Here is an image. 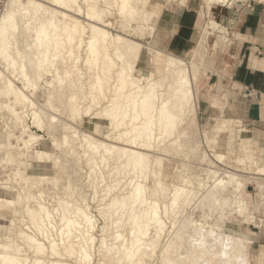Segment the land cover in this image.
<instances>
[{"label":"bare ground","instance_id":"obj_1","mask_svg":"<svg viewBox=\"0 0 264 264\" xmlns=\"http://www.w3.org/2000/svg\"><path fill=\"white\" fill-rule=\"evenodd\" d=\"M47 1L49 5L37 0H10L9 7L0 15V63L4 66L0 68V94L6 98L0 103V112L7 114V126L4 132L0 131V168L3 162L10 165V173L0 175V189L12 194L10 198L0 196V264L92 262L96 225L87 201L75 199L71 181L65 185V195L62 196L48 174L36 173L32 168L34 162L53 160V152L48 150L53 143L47 130L51 128L50 122L57 121L56 115L43 113L37 100L27 93L29 90L35 94L43 77L46 79L44 84H59L60 88L70 86L67 102L63 105L68 118L77 122L85 112L92 114L94 119L109 122L105 137L113 143L90 134L82 137L87 148L85 161L91 169L89 178L95 190L94 197L101 195L102 201L109 200L107 205L115 211L112 227H102L99 247L112 252L107 237L111 229L112 240L124 242L117 247L116 264H148L146 259L151 254L143 252L144 248L154 251L156 242L165 233V217L170 211L178 212L180 204L193 200L203 208L216 210L230 203L236 206L234 210L238 214L245 213L243 192H246V184L241 180L238 168L220 172L209 166L205 176L197 178V183L185 179V184L176 183L168 191L162 175L154 190H150L151 177L157 178L158 173L147 151L154 145L160 147L168 140L175 141L186 114L193 109L194 97L190 71L181 67L188 59L159 56L166 72L157 76L154 54L141 40L148 34L144 27L150 26L149 22L153 23V33L157 29L162 11L158 0H84L90 21L86 24L69 13L72 5L83 12L79 0ZM225 1L207 0L214 24L217 19L213 13L220 6L222 14ZM101 2L107 7L101 6ZM23 19L27 25L33 21V25L24 28ZM21 29L26 34L30 30V36L34 38L33 42L26 39L28 49L22 41L23 34L20 39ZM153 33L147 38L158 46ZM194 39L198 41L197 36ZM84 75L88 78L86 82L81 80ZM16 80L22 83V87L17 86ZM85 87L88 89L86 95ZM167 88L168 92L165 91ZM165 93L169 94L165 96ZM53 101L50 102L51 109H54ZM83 102L84 110H81ZM67 125L68 130L74 129ZM10 128L20 133L9 132ZM101 128L96 122L95 131ZM63 140L69 143V135L65 134ZM44 141L48 143V149L43 146ZM250 169L257 171V161ZM177 171L183 172L180 168ZM259 171L262 173L261 169ZM261 187L264 188V184ZM48 190L52 195H47ZM121 191L118 198H112ZM260 191L261 206L264 189ZM163 196L171 198V203L165 202L162 208ZM258 206V202L252 205L251 214ZM231 213L224 212L217 218H227L233 223ZM212 215L208 213L204 216L206 222L198 223L209 224ZM251 218L255 216L251 215ZM259 220L264 223V218ZM127 221L132 227L124 236L123 224ZM174 227L176 223H173V234L170 232L166 242L176 234L173 246L176 252L189 251L190 246L184 242L186 235L175 231ZM202 230H191L193 241L203 240ZM246 236L236 230L210 237L208 242L218 247L225 245L222 248L226 249L235 245V250H240V243L247 239ZM167 250L165 247L162 254ZM46 255L59 259L45 261L43 257Z\"/></svg>","mask_w":264,"mask_h":264},{"label":"rangeland","instance_id":"obj_2","mask_svg":"<svg viewBox=\"0 0 264 264\" xmlns=\"http://www.w3.org/2000/svg\"><path fill=\"white\" fill-rule=\"evenodd\" d=\"M41 1L45 5H49L47 0H37ZM257 1H261V8L264 13V0H227L225 1L226 7L221 14V7L214 11V16L217 19V24H214L209 10L207 8V0H158V6L160 9L169 11L170 8L177 7L179 5L185 6L191 3L198 11L197 25L195 28L194 36H197V43L194 49L193 59L188 57V60H184L181 64L182 70L190 71L189 76L192 81L193 89V109L188 112L185 116L184 123L181 124L179 128L181 131L174 140L166 141L163 146H153L147 152L150 154L149 158L155 171L158 173V177H151L150 180V190L153 191L157 184V179L163 175V179L166 183L167 191L173 188L174 184H185L184 180L188 179L191 182L197 183V178H203L206 174L207 167H215L220 172L224 170L232 171L235 168L241 170L239 172L241 180L246 184V192H243L244 206L247 207L245 213L238 214L236 206L234 204L228 203L224 208L207 209V207L198 205L197 202L193 200L187 202L183 205L180 204L177 211H170L168 216L165 217V233L161 240L158 239L154 251H150L144 248L143 252L150 253L149 257L146 259L148 264H264V223H262L259 218H264V209L260 206L261 184H264V179H251V175L248 176L249 168L248 163L243 159H248L250 167L253 162L257 161L258 156L256 150L258 143V138L251 134V131L246 132L250 126L247 123L243 125L242 121L236 117L228 116L231 114L230 110L228 113L226 110H215L209 109L207 104H205L209 95L214 92V86L210 87V78L213 73L216 74H226L230 70L227 68L225 62L227 59L231 58L232 52L227 51V46L230 45L231 39L229 37V30L223 25L225 16L235 11L242 10V5L244 7H249L255 4ZM3 6L0 11V15L5 12L9 7L10 0H3ZM82 5L83 12H79L76 6L72 5V10L69 11L70 14L78 16L85 24L90 22L87 15V5L84 0H79ZM179 3H183L179 4ZM176 4V6H174ZM101 2V6H105ZM107 7V6H105ZM40 14V13H39ZM38 14V16H40ZM202 15V16H200ZM201 17V19H200ZM200 19V23L198 20ZM23 27H29L33 25V21L27 25L26 20L23 19ZM158 22V21H157ZM150 26H146L147 35H144L145 45H147L151 50L153 55V65L154 71L157 76L165 74V69L163 64L158 60V57H166L162 50L152 43V39L149 36L152 31V22H149ZM152 23V25H151ZM113 30V29H112ZM117 30V29H116ZM156 31V29H155ZM25 33L24 29L20 31V39L25 43V48L28 49L26 39L29 38L33 42V36ZM116 33V32H115ZM119 34V33H118ZM88 33L86 32V36ZM152 35V34H151ZM155 35V32L153 33ZM121 38L124 37L123 34H119ZM134 37V36H133ZM136 37V36H135ZM125 38V37H124ZM195 46V43H194ZM85 52H82L84 56ZM230 55V56H229ZM264 55V53H263ZM233 58L234 57L233 55ZM3 64L0 63V68L3 69ZM162 70V71H161ZM195 70L197 71L194 74ZM177 73V71L175 72ZM219 74V75H221ZM47 77V76H46ZM50 78V76H49ZM79 79V78H78ZM85 75L82 81H87ZM214 79V77H213ZM46 81L43 77V82ZM215 82L214 80H211ZM39 82V88L36 90L35 94L27 93L37 100L40 105L42 112L46 115L55 114L57 121L50 122V129L47 130L48 136L51 138L53 143L48 149V143L45 142L43 145L46 149L52 151V158L50 162L47 163H33V171L36 173H46L49 175V179L56 183V186L62 196L65 195V185L71 181L74 185V196L79 202L87 201L90 206L89 212H91L94 221V236L96 240L94 247L91 248L92 252V262L91 264H116L118 257L117 247L123 245V240H112V229L108 234L109 246L113 247L112 252H107L105 249H101L100 240L102 238V227L104 225L112 227V217L114 216V209L112 206L107 205L109 200L102 201V196H96L95 190L92 186V181L89 178V173L91 171L90 166L86 163L85 150L86 144L83 141L84 134H90L95 138L100 140H105L107 143H113L110 138H106L108 132L109 122L106 120L94 119L92 114L82 113V119H78L77 122L68 118L65 114L64 106L67 102V97L70 93V86L60 88L59 84L49 85L47 83ZM17 86L22 87V83L17 81ZM168 79L166 84H168ZM86 88V87H85ZM85 89H83L84 91ZM86 91L84 94L86 95ZM166 92L169 89H165ZM78 92V91H77ZM83 94V95H84ZM169 93H165L167 96ZM54 99V101H53ZM6 98L0 94V103H4ZM53 101L54 109H51L50 102ZM84 102L81 104L83 106L81 110H84ZM19 108V107H18ZM233 111V108H232ZM0 112V131L4 132L7 122V114L5 112ZM92 116V117H91ZM80 120V121H79ZM96 122H98L103 128L100 131H95ZM70 124L74 129L68 130V125ZM253 127V126H252ZM9 132L19 134L15 128L8 129ZM248 130V129H247ZM0 132V133H1ZM73 132V135L71 134ZM68 134L70 137L69 143H65L63 136ZM101 134V135H100ZM105 134V135H104ZM102 138V139H101ZM157 145V144H156ZM47 146V147H46ZM36 148L38 147L35 146ZM249 150V153L247 151ZM32 151V150H31ZM247 154V155H246ZM31 162L33 161L31 152L29 154ZM2 159L0 154V160ZM58 162H56V160ZM236 159V160H235ZM177 168H180L183 172L179 173ZM106 172V170H105ZM2 173H10V165L3 162V167L0 168V175ZM107 173V172H106ZM2 174L1 176H3ZM183 174V175H182ZM182 175V176H181ZM58 182H55V181ZM260 186V189H259ZM228 187V186H227ZM116 193L112 198H118L122 193ZM49 193V194H48ZM52 195V191L48 190L47 195ZM0 196L12 197V194L0 189ZM233 197V196H232ZM261 199V198H260ZM165 202L171 203V198L168 196H163L161 198V205ZM232 202V201H231ZM259 203L257 210L251 214L252 205L254 203ZM52 207V204H49ZM234 210V211H233ZM209 211V212H208ZM203 212V213H202ZM232 212L229 216L234 217L233 223H231L227 218L219 220L222 213ZM178 213V214H176ZM208 213H213L212 218L208 223H198L199 221L206 222L204 216ZM206 214V215H205ZM251 215L257 218H251ZM106 218V219H105ZM255 222H252V220ZM197 220V223L193 221ZM173 223H176L175 231H181L186 235L185 244L190 246L189 251L186 252H176L174 249V244L176 243L175 235L174 238H170L169 242H166L172 232ZM123 229L125 230L124 236L129 234L131 231V225L127 223L123 224ZM259 225V226H258ZM171 227V229H170ZM59 228V225L57 226ZM194 228H201L202 230V241H193L190 233ZM241 231L247 236L245 241L240 243L241 249L235 250L236 246L233 245L232 248L226 249L221 247L210 245L208 238L214 237L215 235L220 236L221 233H229L231 231ZM168 234V235H167ZM173 234V232H172ZM167 238V239H166ZM130 240V239H129ZM27 245V241L24 242ZM168 250L162 254L164 248ZM222 252V253H221ZM224 252V253H223ZM30 256H34L30 254ZM146 256V255H145ZM45 261L57 260L59 258L50 257L46 255L43 257ZM48 259V260H46ZM75 258H73L74 261ZM72 261V262H73Z\"/></svg>","mask_w":264,"mask_h":264},{"label":"crops","instance_id":"obj_3","mask_svg":"<svg viewBox=\"0 0 264 264\" xmlns=\"http://www.w3.org/2000/svg\"><path fill=\"white\" fill-rule=\"evenodd\" d=\"M225 16L223 25L229 30L230 45L226 52L233 53L225 62L226 74L213 73L210 87L214 92L205 103L209 109L230 110L228 116L236 117L258 138L257 171H249L251 179H264V13L261 1ZM160 13L155 31L158 47L170 56L187 59L194 53V32L198 11L189 3ZM195 43V46H194ZM166 55V56H167ZM230 56V55H229ZM214 77V79H213ZM214 80L215 82L211 81ZM233 108V111H232ZM253 126V127H252ZM249 134V133H248ZM249 153V150L247 151ZM247 155V154H246ZM236 160V159H235ZM248 163L249 160L243 159ZM262 170V173L259 171ZM252 172V173H251ZM263 174V175H262Z\"/></svg>","mask_w":264,"mask_h":264},{"label":"built area","instance_id":"obj_4","mask_svg":"<svg viewBox=\"0 0 264 264\" xmlns=\"http://www.w3.org/2000/svg\"><path fill=\"white\" fill-rule=\"evenodd\" d=\"M3 0H0V11H1V8H2V6H3ZM261 206L263 207V209H264V199H262V201H261Z\"/></svg>","mask_w":264,"mask_h":264}]
</instances>
